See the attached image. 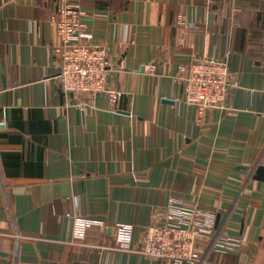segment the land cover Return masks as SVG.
Returning a JSON list of instances; mask_svg holds the SVG:
<instances>
[{
    "label": "crops",
    "instance_id": "obj_1",
    "mask_svg": "<svg viewBox=\"0 0 264 264\" xmlns=\"http://www.w3.org/2000/svg\"><path fill=\"white\" fill-rule=\"evenodd\" d=\"M70 1L121 96L61 89L59 0H0V264H169L139 253L169 202L214 217L193 264H264V0ZM194 57L228 63L222 107L184 102Z\"/></svg>",
    "mask_w": 264,
    "mask_h": 264
},
{
    "label": "built area",
    "instance_id": "obj_2",
    "mask_svg": "<svg viewBox=\"0 0 264 264\" xmlns=\"http://www.w3.org/2000/svg\"><path fill=\"white\" fill-rule=\"evenodd\" d=\"M84 16L85 11L78 3L59 0L57 10L49 19L60 41L54 51L59 84L66 93L106 94L109 103L114 104L121 93L107 89L109 63L106 50L83 41ZM185 70L183 100L200 112L222 107L236 86L230 83L226 61L194 57L186 66L180 67L181 72ZM94 223L90 219L75 220L81 235ZM213 225L212 214L198 207H179L169 202L164 221L145 229L139 253L169 264H193L197 260V243L205 237H213ZM130 232L129 226H118L117 240L122 247L129 246ZM237 246L235 241L219 238L216 250L222 252Z\"/></svg>",
    "mask_w": 264,
    "mask_h": 264
},
{
    "label": "water",
    "instance_id": "obj_3",
    "mask_svg": "<svg viewBox=\"0 0 264 264\" xmlns=\"http://www.w3.org/2000/svg\"><path fill=\"white\" fill-rule=\"evenodd\" d=\"M258 172H259V173H264V168L260 167V168L258 169Z\"/></svg>",
    "mask_w": 264,
    "mask_h": 264
}]
</instances>
